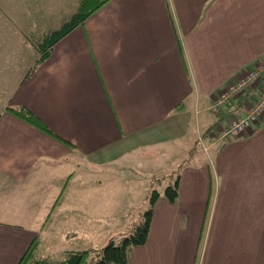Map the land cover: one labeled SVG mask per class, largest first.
<instances>
[{"label": "crops", "instance_id": "0c3cea01", "mask_svg": "<svg viewBox=\"0 0 264 264\" xmlns=\"http://www.w3.org/2000/svg\"><path fill=\"white\" fill-rule=\"evenodd\" d=\"M79 1L0 0V33L19 30L0 37L11 42L0 53V264L34 241L47 256L126 233L117 218L104 226L117 209L98 167L134 150L158 151L166 185L179 183L175 203L160 194L128 264H264V118L225 144L198 141L245 111L241 99L217 116L210 105L264 62V0H109L37 63V41ZM19 108L50 133L9 110Z\"/></svg>", "mask_w": 264, "mask_h": 264}, {"label": "rangeland", "instance_id": "374dc122", "mask_svg": "<svg viewBox=\"0 0 264 264\" xmlns=\"http://www.w3.org/2000/svg\"><path fill=\"white\" fill-rule=\"evenodd\" d=\"M5 1L6 3L11 2V0H5ZM32 11L37 13L40 19L42 18L41 14H46L44 10L32 9ZM9 16L13 20L12 14H9ZM15 20L17 19L15 18ZM11 29L14 30V32ZM18 32L19 30H16V28L13 25H9L7 31H1L0 37L6 36L8 34L9 37L12 38L10 34H16ZM7 39L9 38L0 39V46H1L0 53H3L2 50L3 46L7 44L8 45L11 44V42H7V44H3L6 43ZM3 64L6 63L0 62V67ZM10 74L11 73H9V77ZM3 79L5 78L3 77L0 78V80ZM0 89L2 88L0 87ZM209 137H210L209 133H206L204 135V143L206 145H207L206 139L209 140ZM200 146L202 147L201 144ZM158 153H159L158 151L144 150V152L143 151L137 152L136 150H134L131 156L127 154V158H125L126 160L123 162V164H114L111 166L105 165L103 167L101 166L98 167L99 170L104 169L103 170L104 178L101 179L102 182H105L104 183L105 189L103 190L102 199L105 200V202L107 201L112 202L113 205H116L115 208L117 209L114 218L105 219L104 226L106 224L115 225L116 224L115 218H117L120 220L122 226L124 224H127L128 226L126 227L130 228L131 227L130 224L132 222H136L140 218L141 213L148 208V197L150 196L151 191L156 189L159 192L163 193V190L166 186L165 180H169L171 176L174 175L172 173L170 174L169 172L167 174L166 168H164V165L162 163V158H160ZM183 161L184 159H182L180 162ZM120 212H122V214H120ZM107 232L108 231L105 230V233ZM108 236L109 235L103 238L95 239L94 241H92L91 245H88V243L90 242L89 237L84 239V244H87L88 254L86 259H88V261L94 258L98 250H100L103 246H105L111 238L116 236V234L111 235L113 237H108ZM61 238L62 236L60 237V239ZM36 245L39 248L38 242H36ZM77 245H83V242H79L78 244L72 243L73 247L71 248H77L75 247ZM71 248H69V243H68L65 247H63V249L60 248V246H57V244H54V247L49 249L53 250L52 251L53 253H58L61 250H68ZM82 248L84 247H81V249ZM63 253L53 254L52 256L58 257L59 255L61 256V254ZM46 255H48V253H46Z\"/></svg>", "mask_w": 264, "mask_h": 264}, {"label": "trees", "instance_id": "16d2710c", "mask_svg": "<svg viewBox=\"0 0 264 264\" xmlns=\"http://www.w3.org/2000/svg\"><path fill=\"white\" fill-rule=\"evenodd\" d=\"M109 0H80L77 10L67 19L62 26L50 31L37 41V48L40 57L37 63L43 62L49 55L54 43L68 34L75 27L79 26L88 16L106 4ZM11 113L30 124L49 132V130L27 109H9ZM50 133V132H49ZM179 175L176 174L172 182L167 183L163 190V195L170 203H175L178 198ZM161 192L154 189L148 197V208L145 209L136 222L131 223L129 230L121 237L112 238L109 242L98 250L96 256L88 261L86 259L87 250H69L61 256L37 254L36 241L24 253L18 264H128V253L132 247L142 246L146 243L156 201ZM117 239V240H115ZM119 239V240H118ZM117 241V242H116Z\"/></svg>", "mask_w": 264, "mask_h": 264}, {"label": "built area", "instance_id": "2783aa9c", "mask_svg": "<svg viewBox=\"0 0 264 264\" xmlns=\"http://www.w3.org/2000/svg\"><path fill=\"white\" fill-rule=\"evenodd\" d=\"M238 99L242 100L244 113L231 117L228 125L221 127L214 136L209 137L210 141L213 140L210 143L225 144L227 141L238 139L252 131L264 118V62L232 77L214 98L210 112L217 116L226 105ZM203 139L200 134L198 141L206 150L207 146Z\"/></svg>", "mask_w": 264, "mask_h": 264}]
</instances>
